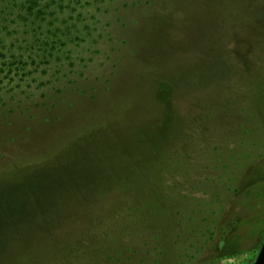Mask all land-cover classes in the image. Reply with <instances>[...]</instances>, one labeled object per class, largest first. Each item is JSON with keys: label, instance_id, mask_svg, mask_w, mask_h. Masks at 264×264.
I'll return each mask as SVG.
<instances>
[{"label": "rangeland", "instance_id": "1", "mask_svg": "<svg viewBox=\"0 0 264 264\" xmlns=\"http://www.w3.org/2000/svg\"><path fill=\"white\" fill-rule=\"evenodd\" d=\"M264 0H0V264H253Z\"/></svg>", "mask_w": 264, "mask_h": 264}, {"label": "water", "instance_id": "2", "mask_svg": "<svg viewBox=\"0 0 264 264\" xmlns=\"http://www.w3.org/2000/svg\"><path fill=\"white\" fill-rule=\"evenodd\" d=\"M253 264H264V240Z\"/></svg>", "mask_w": 264, "mask_h": 264}]
</instances>
